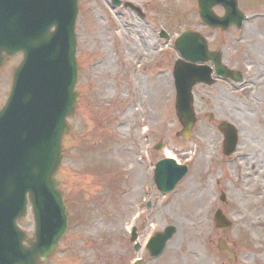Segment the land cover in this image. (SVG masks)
<instances>
[{"label":"rangeland","instance_id":"374dc122","mask_svg":"<svg viewBox=\"0 0 264 264\" xmlns=\"http://www.w3.org/2000/svg\"><path fill=\"white\" fill-rule=\"evenodd\" d=\"M148 1L153 3L141 7L145 17H140L107 0H79V99L68 119L71 132L62 137L63 158L56 174L72 226L59 243L67 251L51 264H133L138 258L141 264H233L217 249L220 238L232 246L233 229H216L213 212L219 207L232 219L237 195L243 211V189L251 180L246 175L256 158V179L264 174V112L238 108L231 97H219V82L197 84V123L189 139L177 136L181 125L174 110L173 38L187 28L201 30L196 0ZM161 29L168 38L160 35ZM212 38V46H219V34ZM219 120L241 129L236 146L241 155L231 163L221 153ZM158 142L162 146L155 149ZM168 153L186 162L188 172L163 195L146 163ZM221 192L224 202L218 199ZM260 208L263 214L264 205ZM167 225L175 233L163 253L150 260L145 242ZM20 226L31 236L32 213ZM132 226L141 244L137 251Z\"/></svg>","mask_w":264,"mask_h":264},{"label":"water","instance_id":"95a60500","mask_svg":"<svg viewBox=\"0 0 264 264\" xmlns=\"http://www.w3.org/2000/svg\"><path fill=\"white\" fill-rule=\"evenodd\" d=\"M204 2L212 5V0ZM76 15L77 0H0V52L20 50L23 54L0 109V264H38L54 249L67 226L66 205L54 174L61 159V137L70 131L65 118L77 100L73 89L78 66L74 57ZM186 35L177 39L176 47L186 59H200L196 55L199 42ZM188 47L191 53L186 52ZM173 75L175 109L183 126L178 135L188 137L195 121L191 87L207 79L194 65L178 61ZM222 129L226 143L234 145V129L230 125ZM185 170L172 160L161 161L155 171L159 188L169 191ZM28 200L34 239H28L16 225ZM214 221L219 228L230 226L220 210ZM173 232L169 226L155 233L147 243L150 254L158 255ZM219 249H227L222 241Z\"/></svg>","mask_w":264,"mask_h":264},{"label":"flooded vegetation","instance_id":"af4514ba","mask_svg":"<svg viewBox=\"0 0 264 264\" xmlns=\"http://www.w3.org/2000/svg\"><path fill=\"white\" fill-rule=\"evenodd\" d=\"M134 1L144 9L149 7ZM212 10L219 15V28L211 30L201 24L212 35L219 34V46H212L216 43L212 35L208 44L210 51L219 49V97L236 100L235 107L249 106L251 110L264 112V0H219V6L214 5ZM3 56L0 104L16 65V55L3 53ZM257 161V158L253 161L252 169ZM257 173L248 175L251 180L244 191L243 211L239 208V196L233 203V264H264V212L260 211L264 197L258 196L264 190V174L261 172L258 180Z\"/></svg>","mask_w":264,"mask_h":264},{"label":"bare ground","instance_id":"6f19581e","mask_svg":"<svg viewBox=\"0 0 264 264\" xmlns=\"http://www.w3.org/2000/svg\"><path fill=\"white\" fill-rule=\"evenodd\" d=\"M207 54V52H204V55H206ZM168 155L170 156V153H168Z\"/></svg>","mask_w":264,"mask_h":264}]
</instances>
